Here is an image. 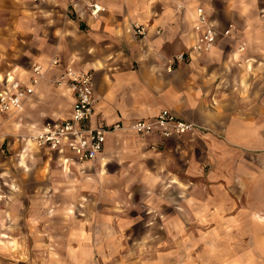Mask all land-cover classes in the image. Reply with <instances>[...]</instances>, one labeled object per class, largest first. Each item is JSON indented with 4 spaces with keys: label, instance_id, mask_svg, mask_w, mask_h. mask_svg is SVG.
I'll use <instances>...</instances> for the list:
<instances>
[{
    "label": "crops",
    "instance_id": "1",
    "mask_svg": "<svg viewBox=\"0 0 264 264\" xmlns=\"http://www.w3.org/2000/svg\"><path fill=\"white\" fill-rule=\"evenodd\" d=\"M91 1L96 16L86 0H0V90L71 63L91 71L90 124L114 129L79 166L29 139L69 117V89L43 81L0 114V264H264V0ZM196 6L216 30L208 52L191 51ZM163 108L194 131L124 129Z\"/></svg>",
    "mask_w": 264,
    "mask_h": 264
},
{
    "label": "built area",
    "instance_id": "2",
    "mask_svg": "<svg viewBox=\"0 0 264 264\" xmlns=\"http://www.w3.org/2000/svg\"><path fill=\"white\" fill-rule=\"evenodd\" d=\"M37 1V0H34ZM86 9L90 15L96 16L102 7L91 0H86ZM176 9L186 10L191 0H169ZM194 30L199 33L191 46V51L197 53L208 52L212 49L216 38V30L209 22L203 8L196 6L194 10ZM230 28L224 34L228 35ZM139 38L145 36L143 25L136 24L133 27ZM183 53L174 55L168 59L169 64L175 61H183ZM59 64L58 57H52L49 65L56 67ZM32 75L26 81L17 78L13 73H8L0 90V114L21 111L30 100L39 85L46 81L56 88H66L72 91L74 100L71 105V113L66 118H54L45 121L39 130L30 135L29 139L38 147L48 149H66L74 155L79 166L93 161L104 151L106 136L114 129L103 121L90 124L89 118L94 112L92 75L88 69H76L73 64L65 65L63 72L56 78H49L40 64H34ZM194 125L179 118L168 108H163L151 121H133L124 129H127L140 137L151 133H157L161 138H170L174 135H183L194 131Z\"/></svg>",
    "mask_w": 264,
    "mask_h": 264
},
{
    "label": "rangeland",
    "instance_id": "3",
    "mask_svg": "<svg viewBox=\"0 0 264 264\" xmlns=\"http://www.w3.org/2000/svg\"><path fill=\"white\" fill-rule=\"evenodd\" d=\"M139 191V190H138ZM141 196V194H139V195H137V197H140ZM154 197H155V195H154Z\"/></svg>",
    "mask_w": 264,
    "mask_h": 264
}]
</instances>
